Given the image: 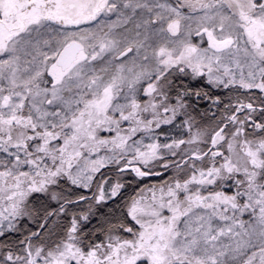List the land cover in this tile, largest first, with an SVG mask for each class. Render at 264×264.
Returning a JSON list of instances; mask_svg holds the SVG:
<instances>
[{
    "label": "snow or ice",
    "instance_id": "1",
    "mask_svg": "<svg viewBox=\"0 0 264 264\" xmlns=\"http://www.w3.org/2000/svg\"><path fill=\"white\" fill-rule=\"evenodd\" d=\"M0 264H264V0H0Z\"/></svg>",
    "mask_w": 264,
    "mask_h": 264
}]
</instances>
